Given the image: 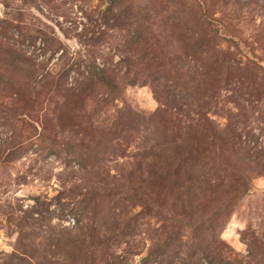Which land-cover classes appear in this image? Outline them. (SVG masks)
Listing matches in <instances>:
<instances>
[{
    "label": "rangeland",
    "instance_id": "rangeland-1",
    "mask_svg": "<svg viewBox=\"0 0 264 264\" xmlns=\"http://www.w3.org/2000/svg\"><path fill=\"white\" fill-rule=\"evenodd\" d=\"M0 264H264V0H0Z\"/></svg>",
    "mask_w": 264,
    "mask_h": 264
}]
</instances>
